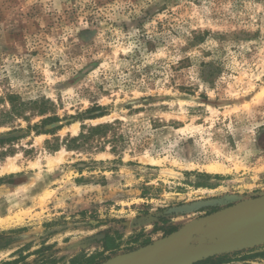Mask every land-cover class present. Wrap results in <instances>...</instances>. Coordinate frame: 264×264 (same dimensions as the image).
<instances>
[{
    "label": "rangeland",
    "instance_id": "374dc122",
    "mask_svg": "<svg viewBox=\"0 0 264 264\" xmlns=\"http://www.w3.org/2000/svg\"><path fill=\"white\" fill-rule=\"evenodd\" d=\"M12 94L29 104L0 133L64 126L0 156V263L68 264L107 234L113 257L264 194V0H0V110ZM263 250L224 264H264Z\"/></svg>",
    "mask_w": 264,
    "mask_h": 264
},
{
    "label": "water",
    "instance_id": "95a60500",
    "mask_svg": "<svg viewBox=\"0 0 264 264\" xmlns=\"http://www.w3.org/2000/svg\"><path fill=\"white\" fill-rule=\"evenodd\" d=\"M219 203L216 199L201 200L172 207L168 213H189ZM262 243L264 194L195 218L158 240L113 256L102 264H195Z\"/></svg>",
    "mask_w": 264,
    "mask_h": 264
},
{
    "label": "trees",
    "instance_id": "16d2710c",
    "mask_svg": "<svg viewBox=\"0 0 264 264\" xmlns=\"http://www.w3.org/2000/svg\"><path fill=\"white\" fill-rule=\"evenodd\" d=\"M20 99L17 95H9L8 96V102L11 104L10 110H0V125H4V123L9 122V119L12 117H17L19 115H22L23 108L26 107L29 102L20 101L17 103V101ZM2 100V99H0ZM1 102V101H0ZM42 110V109H41ZM42 114L45 113V111H41ZM104 114L99 115H91L88 117L89 119H94L97 117H101ZM60 122V118L57 115H49L43 118L40 123H36L33 126H29L28 130H24L22 128L20 129H11L9 131H4L0 133V156L6 157L9 153H12L11 147L14 145V143L24 137H26L29 131L34 130L36 134H54L56 131L60 130L64 124L57 125V123ZM53 124L51 128L43 129L46 125ZM112 127L109 123H103L98 124L95 126H89L83 125L82 131L75 137L70 138V142L73 145H66L68 149H79L82 147L84 143H87L91 137L95 135H101V137H104L106 134L107 129ZM23 132H26V134H22ZM68 141V142H69ZM2 180V179H1ZM172 229L170 232L174 231ZM102 250L93 252L91 254L86 252H81L71 259H69L68 264H102L103 262L107 261L109 258H111V255L116 253L120 248V243L117 242V239L107 234L102 240ZM149 243L148 241L145 243ZM226 255H221L218 257H210L205 260H202L196 264H224L229 262V258H227ZM261 256L264 258V250L260 252L253 253L250 257H258ZM25 259V257H23ZM18 261H2L0 264H16ZM37 264H55V259L52 257V255H46L42 254V258L39 260ZM250 264V263H245Z\"/></svg>",
    "mask_w": 264,
    "mask_h": 264
},
{
    "label": "bare ground",
    "instance_id": "6f19581e",
    "mask_svg": "<svg viewBox=\"0 0 264 264\" xmlns=\"http://www.w3.org/2000/svg\"><path fill=\"white\" fill-rule=\"evenodd\" d=\"M54 162V159H50L49 163L52 164ZM208 171L210 172H223L224 169L222 168V165L220 164H212L210 166H208Z\"/></svg>",
    "mask_w": 264,
    "mask_h": 264
}]
</instances>
